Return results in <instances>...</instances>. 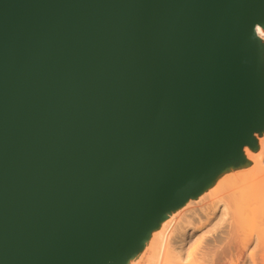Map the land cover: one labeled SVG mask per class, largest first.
I'll return each instance as SVG.
<instances>
[{"label": "water", "instance_id": "obj_1", "mask_svg": "<svg viewBox=\"0 0 264 264\" xmlns=\"http://www.w3.org/2000/svg\"><path fill=\"white\" fill-rule=\"evenodd\" d=\"M264 0H0V264H122L264 128Z\"/></svg>", "mask_w": 264, "mask_h": 264}, {"label": "bare ground", "instance_id": "obj_2", "mask_svg": "<svg viewBox=\"0 0 264 264\" xmlns=\"http://www.w3.org/2000/svg\"><path fill=\"white\" fill-rule=\"evenodd\" d=\"M256 30L264 44V30ZM251 135L237 167L212 172L164 210L122 264H264V128Z\"/></svg>", "mask_w": 264, "mask_h": 264}, {"label": "rangeland", "instance_id": "obj_3", "mask_svg": "<svg viewBox=\"0 0 264 264\" xmlns=\"http://www.w3.org/2000/svg\"><path fill=\"white\" fill-rule=\"evenodd\" d=\"M237 162H238V161H236V162H234V163H231V164L227 165L228 167H226V166L222 167L223 169L221 168L220 170H217V172H215L214 174H219V173H218L219 171H220V172H221V171L224 172V171L232 170V167H233V166H234V167H233V169H234V168H235V165H236V167H237V164H236Z\"/></svg>", "mask_w": 264, "mask_h": 264}]
</instances>
